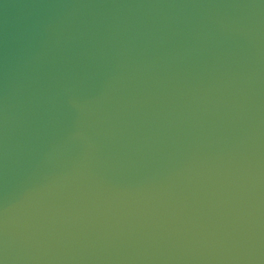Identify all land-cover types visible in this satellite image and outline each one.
<instances>
[{"label": "water", "instance_id": "95a60500", "mask_svg": "<svg viewBox=\"0 0 264 264\" xmlns=\"http://www.w3.org/2000/svg\"><path fill=\"white\" fill-rule=\"evenodd\" d=\"M3 264H264V0H0Z\"/></svg>", "mask_w": 264, "mask_h": 264}, {"label": "clouds", "instance_id": "9594fccd", "mask_svg": "<svg viewBox=\"0 0 264 264\" xmlns=\"http://www.w3.org/2000/svg\"><path fill=\"white\" fill-rule=\"evenodd\" d=\"M0 264H3V261H0Z\"/></svg>", "mask_w": 264, "mask_h": 264}]
</instances>
